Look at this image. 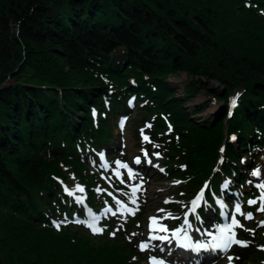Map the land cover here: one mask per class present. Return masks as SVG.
Returning a JSON list of instances; mask_svg holds the SVG:
<instances>
[{"label":"trees","instance_id":"16d2710c","mask_svg":"<svg viewBox=\"0 0 264 264\" xmlns=\"http://www.w3.org/2000/svg\"><path fill=\"white\" fill-rule=\"evenodd\" d=\"M181 74L178 96L167 80ZM201 92L224 108L238 94L234 114L199 120L208 102L184 104ZM120 112L162 145L157 177L179 180V199L206 180L209 201L223 177L245 187L264 155V0H0V264H140L141 208L104 235L50 223L72 211L65 188L79 182L92 206L109 202L93 191L97 154L111 152ZM261 230L243 229L237 264L264 261Z\"/></svg>","mask_w":264,"mask_h":264},{"label":"rangeland","instance_id":"374dc122","mask_svg":"<svg viewBox=\"0 0 264 264\" xmlns=\"http://www.w3.org/2000/svg\"><path fill=\"white\" fill-rule=\"evenodd\" d=\"M96 1V0H95ZM17 31V25L12 26V32H16ZM120 51V49H119ZM18 68V67H17ZM15 68L13 70L14 74H16L18 71V69ZM13 81H15L13 78L8 79V77L6 79H4L1 83V87H4L6 85H10ZM167 82H169V84H171L174 88H175V92L176 94L179 96V94H181L182 92V84H186L188 82V79L186 77L185 74H181V76H178L177 78H169L167 80ZM210 101V102H209ZM204 102H209V105L207 106V108H205V110H203L202 112H200L197 115V118L199 120H208L213 114H215L217 112L216 116H220L221 112H223V104L214 101V99L207 95L204 92H201L200 94H198L196 96V98H194L191 101L185 102L184 107L188 108L189 110H191L192 108H196L198 110H201L200 106L202 103ZM203 106V105H202ZM132 120L133 117L130 119H128V122L124 128V130L122 131L123 133V145L122 147L119 145L120 144V136L117 135L116 139L113 142V146H112V150L114 149L115 151L119 150L118 153L114 152L113 154L116 153L118 158H121L117 161H115V165H116V169L119 170V172L122 174V176L124 177V173H123V168L119 167L117 162H120L122 164H128L131 166V164H133L135 157L139 156V157H143V161H145L147 159V157L144 155L145 149L144 147L147 148V142L143 139L144 136H146V133H149L147 130L144 129V127H141L139 130H135V132L133 131V129L131 128L132 126ZM145 126V125H144ZM143 130V134L142 131ZM116 133L119 132L118 127L116 128ZM118 137V138H117ZM150 144H152L153 142H149ZM155 145V144H154ZM119 147V148H117ZM161 148L158 150L157 153H159V157H157L156 155H154L155 151L150 155L153 156V160L151 161V164L153 165V168L150 171H147V169H145V173H148V180L144 181L142 183V179L137 178V180L135 178H133L132 180H129V178H125L124 180L126 181L127 184H129L131 181V183H135V187H138V191H137V195H141L146 196L147 201L146 203H144L145 205V212L143 213V215H141V222H142V227L140 229L135 228L133 231L135 233V235H133L132 237L136 240V241H142V243H147V240L150 236V233L148 231V226L151 225V218L155 217L158 221H162L165 220L168 217V213L170 212L171 214H174L176 211H174L173 208H171V210H169L170 202H174V196H176L177 193V188H178V182H176L177 180L175 179H164L163 177H157V174H162L164 171V167H163V162L165 161V158H167L164 154H163V148L162 145L160 146ZM261 154V153H259ZM264 155H259L258 159H257V163L260 164V166L262 167L264 165L263 163V158ZM127 159V161L125 162L124 160ZM246 161L244 162L245 164L250 162V160L245 156ZM157 165L159 167H157ZM165 165V164H164ZM261 169V173L264 172V169ZM163 169V170H161ZM218 170V167L216 168V171ZM92 170L90 171V174L92 175ZM163 176V175H162ZM137 177V176H136ZM261 179L258 181V184L264 183V177L261 175ZM72 191V189L70 190ZM88 191V190H87ZM159 191V192H158ZM73 192L75 193L73 196H70V198H73L74 196H77V193L75 190H73ZM87 193V192H86ZM85 194V193H84ZM88 194V193H87ZM260 194L259 196L255 195L256 199L260 198ZM79 195V194H78ZM158 195V196H157ZM209 198H207L208 200ZM169 201L168 203H165V201ZM195 200L194 197L189 198L187 201L189 203V205L183 209L187 210L185 211V215L184 217L187 218L188 213H191L189 210L190 205L192 204V201ZM260 200V199H259ZM202 200L199 201L200 204V208H202V206L205 205V202H201ZM240 201H238L237 203H239ZM180 203H183L180 201ZM248 201L244 200V204L243 206L245 207V205H248ZM239 205V204H237ZM206 206V205H205ZM259 208V204H257V211ZM161 209H163V211H161ZM232 214H237L235 212L232 211ZM248 214L247 211H244L241 213V220L243 221V227L241 229H244V227H248V228H253V227H260V226H264V219H257L256 214L254 212L251 213L252 218H254V221L252 222L253 224L251 225V223H247L245 224V222L251 221V219H247L245 218L246 215ZM189 215V214H188ZM233 215H231V220ZM264 216V214H263ZM183 217V218H184ZM256 218V219H255ZM191 219L193 220V222H195L198 218L196 216H191ZM64 218L60 219V223L62 221H64ZM185 224V219L183 220L182 225ZM147 225V226H146ZM106 226V224L104 225V227ZM75 227L71 228L72 230H74ZM236 228L234 227V232L235 235L238 237L237 233H236ZM258 229H262L263 228H258ZM57 230V229H56ZM261 230V231H262ZM259 231V232H261ZM115 232V230L113 231ZM242 232V231H240ZM109 236V233H108ZM238 240L239 237H238ZM248 242H250L251 239H246ZM137 247H138V243H137ZM135 246V250H136V256L133 258L134 260H138L140 261V264H153V259L151 256V258H149L147 260L148 257V252L154 251L152 248L147 247L145 250L141 251V249L137 248ZM229 257H232V254H230V252L224 254L219 260H217L216 262L213 261L210 264H230L229 262ZM143 260V261H142ZM162 261L163 259H159V258H155V261ZM235 260L233 259L231 261V264H234ZM164 264H167L164 262ZM255 264H264V262L262 261H257L255 262Z\"/></svg>","mask_w":264,"mask_h":264},{"label":"snow or ice","instance_id":"6c2138e0","mask_svg":"<svg viewBox=\"0 0 264 264\" xmlns=\"http://www.w3.org/2000/svg\"><path fill=\"white\" fill-rule=\"evenodd\" d=\"M232 104H233V106H235V100L232 101ZM149 127H150V125H149ZM141 131H142V134H143V130H141ZM143 139L145 141H148L149 140V138L147 136H144ZM232 139H235V137H232ZM156 147H158V145ZM144 155L147 156L148 153L145 151L144 152ZM154 155H156L157 157H159V153H154ZM148 162L151 163V160H149ZM135 163H137V164L140 163L139 157L136 158ZM117 164H118L119 167H122V168H127L128 167L126 164H122L120 162H117ZM157 167H159V166L157 165ZM161 170H163V169H161ZM116 175L119 176L120 175L119 172H117ZM252 175H254V176L255 175H259V170L253 172ZM129 177L130 178H134V175H133L131 169H129ZM225 187H227V185H225ZM258 187L262 190L261 191V194H260V198H259L260 199V202H261V207L258 210L261 211V212H264V183L259 184ZM138 190H139L138 187H133L132 188V195H133V197L135 196V194H136V192ZM76 191L83 192L84 189L82 187H80V186L77 185L76 186ZM65 192L69 196H73L75 194L73 191H70L68 188H65ZM202 198H203V192H201L197 196V198L192 201L193 211L199 205V201ZM76 199H77V202L78 203H82V199L81 198L77 197ZM132 202L135 203V200L133 199ZM168 202L169 201H167V200L165 201V203H168ZM117 203L119 204L120 202L117 201ZM248 203L249 204H256L257 201L256 200H249ZM106 211H110V209H108ZM161 211H163V209H161ZM235 211L237 213H240L241 212V208H240L239 205L236 206ZM132 214H134V211H133ZM113 215H115V213H113ZM245 218L251 219L252 218L251 213H248ZM98 219H99V217L92 216L91 217V222L88 224V227L93 231L94 234H99V233H102L103 232V229L102 228L95 227V223H96V221ZM262 223H264V222H262ZM54 224H55V226L57 228L60 227V224L59 223H55L54 222ZM185 224H188V221L187 220H185ZM189 227H190V225H189ZM233 227H242V225L239 224V221L234 216L232 217V221H231V224L230 225H228L226 227H220L218 229V231L220 232V236L219 237H213V239L216 240L217 243H215L214 245H211L210 247H212L213 249H219L221 251H227L233 244L240 245L242 247H247L248 246L247 242L240 241V240L236 239L235 232H233ZM150 229L152 231H166L167 230V229H165L163 227H159V222H158V220L155 217H152L151 218ZM111 235L114 236L115 235V232L111 233ZM133 235H135V233H133ZM209 235H211V233H209ZM150 239H161V240H163V239H166V237H159V236L152 235V236H150ZM185 239H188V238L186 237ZM182 246L188 247L189 245L185 244V245H182ZM147 247H148L147 243H142L140 245L141 251L145 250ZM196 247L197 248H207L209 246H207V245H197ZM228 259H229V262L231 264V261L233 260V257H229ZM235 259H239V257H236ZM153 261H154V264H162V262H156L155 261V258H153Z\"/></svg>","mask_w":264,"mask_h":264},{"label":"bare ground","instance_id":"6f19581e","mask_svg":"<svg viewBox=\"0 0 264 264\" xmlns=\"http://www.w3.org/2000/svg\"><path fill=\"white\" fill-rule=\"evenodd\" d=\"M225 189V187H224ZM159 192V191H158ZM158 196V195H157ZM224 202V201H223ZM225 203V202H224ZM218 207L221 208V205L220 203H217ZM227 206V205H226ZM223 208V207H222ZM228 208V207H227ZM229 225V222L227 223V226ZM216 226H219V225H214L212 224L209 228H204V230H198L196 229L195 230V234L197 237H199L200 240H204V241H207L208 243L211 242V235H212V232H213V228L216 227ZM209 233H211V235H209ZM186 255L189 257L190 255H193V256H197L199 254H197L193 249H190L186 252ZM202 262H204V258L201 259ZM185 263L188 264L190 263V261L188 259L185 260Z\"/></svg>","mask_w":264,"mask_h":264}]
</instances>
